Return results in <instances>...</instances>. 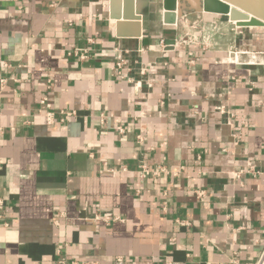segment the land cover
<instances>
[{"label":"crops","instance_id":"1","mask_svg":"<svg viewBox=\"0 0 264 264\" xmlns=\"http://www.w3.org/2000/svg\"><path fill=\"white\" fill-rule=\"evenodd\" d=\"M197 1L0 0V264L255 263L264 27Z\"/></svg>","mask_w":264,"mask_h":264},{"label":"water","instance_id":"2","mask_svg":"<svg viewBox=\"0 0 264 264\" xmlns=\"http://www.w3.org/2000/svg\"><path fill=\"white\" fill-rule=\"evenodd\" d=\"M112 2L117 5L118 0ZM163 7L165 22L177 24L182 0H163ZM199 9L227 16L237 27H264V0H200Z\"/></svg>","mask_w":264,"mask_h":264},{"label":"built area","instance_id":"3","mask_svg":"<svg viewBox=\"0 0 264 264\" xmlns=\"http://www.w3.org/2000/svg\"><path fill=\"white\" fill-rule=\"evenodd\" d=\"M163 44V43H162ZM164 45V44H163ZM76 55H78L81 59H86L88 57V51H83L80 53H78L77 51L75 52ZM126 67V61L124 58H119L115 61V69L117 71V73L119 75H121L122 73V70L125 69ZM140 73L142 75H146L147 74V71H146V68H141L140 69ZM1 82V87L0 89H3L5 83H6V79H1L0 80ZM41 103L46 105L47 108L49 109L47 112H46V121L48 124H54L56 122V115L57 113L55 111H52L50 108H51V104L48 100L47 97H43L41 99ZM60 112V120L61 121H64L67 117L69 116H74L75 115V112L74 111H59ZM119 131L120 132H123L124 129L122 127H119ZM144 141V137H143V133L140 131L137 135V142L139 144H141L142 142ZM125 169V168H123ZM139 170H140V173L143 177H147V176H160L162 173L166 172L167 169L165 168V166L161 165L159 166L157 169H150V167L145 163V162H142L141 165H139ZM197 195L198 197H202L204 195V191H198L197 192ZM3 201L2 199H0V211L3 209ZM183 224H186L187 222L186 221H183L182 222ZM123 259L121 258H118L117 259V262L120 264V263H123L122 261ZM254 264H264V243H263V247H262V250L261 252L259 253L256 261Z\"/></svg>","mask_w":264,"mask_h":264},{"label":"bare ground","instance_id":"4","mask_svg":"<svg viewBox=\"0 0 264 264\" xmlns=\"http://www.w3.org/2000/svg\"><path fill=\"white\" fill-rule=\"evenodd\" d=\"M190 2L194 5V6H198L197 2L199 3V1L197 0H190ZM184 8V5H182ZM200 8V5H199ZM197 18V14L195 12H190L189 14L186 15V19L188 22L193 23ZM236 58V57H235Z\"/></svg>","mask_w":264,"mask_h":264}]
</instances>
